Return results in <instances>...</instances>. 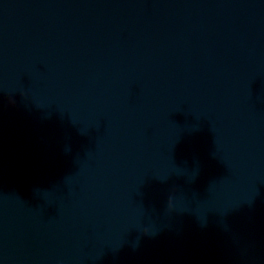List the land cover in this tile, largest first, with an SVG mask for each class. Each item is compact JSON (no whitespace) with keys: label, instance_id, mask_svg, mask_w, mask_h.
Here are the masks:
<instances>
[{"label":"water","instance_id":"1","mask_svg":"<svg viewBox=\"0 0 264 264\" xmlns=\"http://www.w3.org/2000/svg\"><path fill=\"white\" fill-rule=\"evenodd\" d=\"M0 264H264V0H0Z\"/></svg>","mask_w":264,"mask_h":264}]
</instances>
